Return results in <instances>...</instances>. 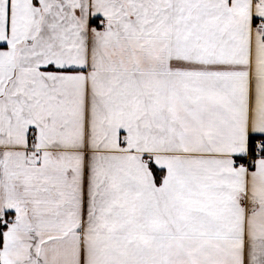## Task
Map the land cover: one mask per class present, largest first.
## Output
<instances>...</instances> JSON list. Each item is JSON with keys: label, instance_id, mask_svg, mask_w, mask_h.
<instances>
[{"label": "snow or ice", "instance_id": "1", "mask_svg": "<svg viewBox=\"0 0 264 264\" xmlns=\"http://www.w3.org/2000/svg\"><path fill=\"white\" fill-rule=\"evenodd\" d=\"M0 264H264V0H0Z\"/></svg>", "mask_w": 264, "mask_h": 264}]
</instances>
